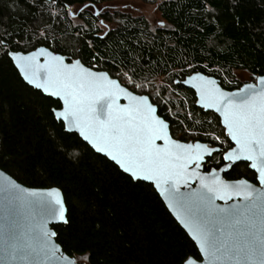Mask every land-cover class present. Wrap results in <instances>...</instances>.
<instances>
[{
  "label": "trees",
  "instance_id": "1",
  "mask_svg": "<svg viewBox=\"0 0 264 264\" xmlns=\"http://www.w3.org/2000/svg\"><path fill=\"white\" fill-rule=\"evenodd\" d=\"M112 1L74 0L68 4L65 0V10L87 3L98 10ZM139 1L156 6L163 26L161 22L152 26L147 16L123 10H98L99 18L91 10L83 16L79 12L66 16L51 0H45L50 7L37 3L35 8L33 0H0V33L7 29L15 40L24 36L15 50L29 52L44 45L28 41L27 36L50 25L54 29L51 35L63 45L56 53L69 61L80 58L101 71L112 68L113 63L124 70L125 65L131 68L134 63L141 74L138 83L145 76L154 84L159 79L164 82L166 87L161 90L156 84L150 98L156 105L161 101L158 113L170 123L174 138L220 148L233 146L219 116L199 108L195 92L182 81L194 72H203L234 90L243 84L236 71L249 72L252 81L264 75V0H213L214 16L197 14L199 0ZM49 11L58 14L59 22L49 18ZM81 26L89 30L82 32ZM92 53L107 63L93 61ZM110 75L116 78L115 71ZM172 80L176 83H170ZM156 91L159 98H155ZM136 93L140 94L139 90ZM57 103L30 87L11 58L0 50V168L25 186L62 190L67 223L52 227L63 250L80 264L201 260L196 244L154 186L128 181L112 161L95 152L78 134L66 131L51 114ZM184 129L187 132L181 135ZM205 132L219 136L223 145L196 135ZM213 158L221 159L220 153ZM225 177L257 183L256 173L246 162L236 164Z\"/></svg>",
  "mask_w": 264,
  "mask_h": 264
},
{
  "label": "snow or ice",
  "instance_id": "2",
  "mask_svg": "<svg viewBox=\"0 0 264 264\" xmlns=\"http://www.w3.org/2000/svg\"><path fill=\"white\" fill-rule=\"evenodd\" d=\"M37 3L50 7L45 0H33L32 7L35 8ZM67 3L73 4L74 0H67ZM212 3L213 0H199L197 14L214 16L210 6ZM56 4H59L60 10H65V0H51V5ZM88 10L99 18L101 12L96 11L91 3L76 4L74 8L65 10V15L75 16L79 12L83 16ZM48 15L58 20V14L54 16L49 11ZM100 23L107 27L103 20ZM80 30L86 33L89 29L81 26ZM53 31L50 25H45L41 31L28 35V41L44 46L24 56L15 49L21 47V40H25V37L15 40L13 34L5 29L0 33V50H3L4 57L18 62L17 67L24 73L25 80L33 83L34 79L42 78L43 82L37 83L36 87H42L50 96L63 101L62 110H57L61 109L59 103L52 110L54 118L59 119L62 126L70 125L78 129L83 140L97 153H103L114 162L126 174L128 181H154L155 187L169 199V206L176 210L177 219L194 233L201 251L211 257L212 264H264V191L256 193L250 185L245 188L240 184L221 183L219 177L215 176L216 168L224 171L221 167L223 161L235 163L243 159L251 162L250 167L256 169L259 182L264 185V75L259 77V91L239 96L222 91L215 86V80L200 76L198 102L204 107L214 108L223 117L227 137L236 146L229 144L226 148L217 149L200 142L180 143L179 138L172 139L169 135V125L154 115L161 101L157 100L156 107L149 102L153 95L150 89L157 85L147 76L138 83L137 78L141 74L136 71L134 63L131 68L125 65L126 70L113 63L112 68L102 71L80 67L79 58L73 62L74 66L65 64L63 56L53 54L63 47L51 35ZM38 56L50 58L41 64ZM92 60L100 62L103 57L92 53ZM186 63L192 71L196 70L190 62ZM112 71H115V79L110 78ZM181 72L187 74L184 69ZM170 83L175 84L176 81ZM164 87L163 84L159 85L161 90ZM252 88V85L246 84L239 91L245 93V89ZM137 90L140 94H134ZM155 95L159 96L160 92L157 91ZM121 97L128 103L119 104ZM186 132L187 129H184L181 135ZM196 135H203L221 145L224 143L212 132ZM158 140L163 143L157 144ZM216 152L220 153L221 159L213 158ZM205 153L208 159H205ZM201 167L211 168L212 173L200 174L198 169ZM191 180L200 182V190L181 192V185L188 186ZM31 195L38 194L33 192ZM231 195H242L248 204L243 210L216 204V200L230 199ZM55 196L56 190H50L40 203L47 215L59 216V222L67 223L63 203ZM48 235L47 231L41 232L40 248L17 243L6 248V252L12 259L41 254L46 258L55 256V252L48 249Z\"/></svg>",
  "mask_w": 264,
  "mask_h": 264
},
{
  "label": "water",
  "instance_id": "3",
  "mask_svg": "<svg viewBox=\"0 0 264 264\" xmlns=\"http://www.w3.org/2000/svg\"><path fill=\"white\" fill-rule=\"evenodd\" d=\"M98 11V10H96ZM42 46L37 47L36 49L29 51V52H22L19 51L21 55H28L29 53L36 52L38 48ZM51 51V49L49 48ZM54 55H61L64 57V63L65 64H70L73 65V62L76 60L69 61L66 56L60 54V53H53ZM11 58V57H10ZM50 57L48 56H43L37 57V60L39 63H43L45 59H49ZM80 59V58H79ZM12 60V58H11ZM81 60V59H80ZM13 61V60H12ZM16 69L19 71L21 77L23 80L32 88L42 92L45 96L51 97L55 100H58L61 104V109L57 110H62L63 108V101L59 100L58 97L50 96L48 92H45L44 89L36 87L37 83H42V78L41 79H34L33 83H29L28 80H25L24 78V73L21 71L20 68L17 67V61H13ZM80 67L96 71V69L91 68L87 65H85L81 61ZM197 73H199V76H197ZM189 76L195 77L194 79H190ZM200 76H203L207 79L215 80L216 81V87H219L222 91L228 92V93H234L237 96L242 95V94H250L252 91H259L260 89V84H259V77L257 76L255 80L253 81H248L244 82L239 88H236L234 90H228L224 88L220 80L214 76L205 74L203 72H194L188 76L184 80H187V83L182 84L189 88L192 89L195 94H196V105L199 108H202L206 111H213L215 112L220 120L221 124L224 127L222 120L223 117L220 116L218 112L215 111L214 108H207L204 107L201 103H199V94H198V87L201 84V80L199 79ZM110 78L115 79L110 75ZM252 85V89H245V93H240V89H243L245 85ZM211 87V85H209ZM49 92H51V89H49ZM138 94V93H134ZM150 103L153 104L154 107L157 105L154 104L150 98ZM118 103L121 105H125L128 103L126 99L121 97L118 100ZM154 115H157L160 119H163L166 124L169 125V135L171 136L172 139H176L172 136L171 134V129H170V123L165 120L162 116L159 115L158 109L157 112L154 113ZM60 121L59 119H57ZM65 129L68 132L71 133H76L80 136V138L83 140V137L80 135V132L78 129L75 127H72L70 125H65ZM225 132L227 134V129L224 127ZM230 140V139H229ZM84 141V140H83ZM231 141V140H230ZM87 143V141H84ZM196 142H200L202 144H206L209 147L217 148L220 149L218 146H210L207 143L201 142V141H195V142H184L180 140V143H193L195 144ZM157 144H162V141H157ZM233 144L232 147H235V143L231 141ZM88 144V143H87ZM90 147L91 145L88 144ZM92 148V147H91ZM93 149V148H92ZM95 151V149H93ZM96 152V151H95ZM217 153V152H216ZM103 156H105L103 153H98ZM215 153H213L214 155ZM205 159H208L207 153L204 154ZM106 157V156H105ZM108 158V157H107ZM109 159V158H108ZM110 160V159H109ZM111 161V160H110ZM241 162H246L243 159H240L233 163L232 161H224V163L221 165V167L224 169V171H221L220 168H216L215 171V176L219 177L221 183H226V184H240L242 187H245L250 185L253 189L256 190V193H259L261 191H264V185H261L259 182V173L256 171V169H253L250 167L251 162H246L249 164V168L253 170L256 173L257 176V183H254L246 178H241V179H236V180H228L225 177V174L228 173L236 164L241 163ZM114 163V162H113ZM198 172L203 175H209L212 173V169L210 170H205L204 167H201L198 169ZM144 181L147 183H150L154 186L164 203L166 204L168 210L170 213L173 215L175 220L180 224V226L186 231V233L189 235V237L193 240V242L196 244L200 254H201V260H197L193 257L187 259L183 264H212L211 257L206 256L200 248L199 243L197 242L196 239H194V233L189 230V228L185 227L184 224L181 223L180 219H177V213L176 210L173 207L169 206V199L167 198L166 195L162 194L160 189H157L155 187V182L154 181H146V180H140ZM211 182V177L210 181ZM56 190V199H60L63 203L64 207V216L65 219L67 220V206L64 198V194L62 190L58 187H51V188H31L28 186H25L18 182L16 179H14L12 176H10L8 173L3 171L0 168V264H80L77 262L76 258L68 255L62 248V246L56 241V232L54 228L52 227L53 225H58V224H64L63 222H59V216H49L47 213L44 211L40 201L43 197L47 196V193L50 190ZM194 190H200V182L198 180H191L189 181L188 186H184L183 184L180 187V191L184 193L192 192ZM37 193L38 195L33 196L31 193ZM216 204L221 206V207H228V208H236L239 210H243L245 206L248 204V201L243 199V196H235L231 195V198L228 199L226 198L225 200H216ZM43 226V228L41 227ZM42 231H47L49 233L47 237V246L50 251L55 252V256L49 255L47 258L41 254V255H29L27 256L26 259H12L6 252V248H10V246L15 245L17 243L20 244H30L34 248H40L41 247V232ZM52 233H55V235H52ZM224 264H227V262H224Z\"/></svg>",
  "mask_w": 264,
  "mask_h": 264
},
{
  "label": "rangeland",
  "instance_id": "4",
  "mask_svg": "<svg viewBox=\"0 0 264 264\" xmlns=\"http://www.w3.org/2000/svg\"><path fill=\"white\" fill-rule=\"evenodd\" d=\"M123 10L132 14H143L150 19L152 26H157L162 21L160 14L158 13L156 6L153 4L144 3L139 0H115L101 5L98 10ZM236 77L242 82L252 81V76L247 71H236ZM164 83L161 79L156 81V84ZM155 89V88H153ZM153 89H150L152 92ZM157 92V91H156ZM155 98L159 96L155 95Z\"/></svg>",
  "mask_w": 264,
  "mask_h": 264
}]
</instances>
